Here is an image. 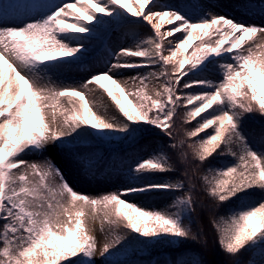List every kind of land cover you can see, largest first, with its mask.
<instances>
[{
    "label": "snow or ice",
    "instance_id": "1",
    "mask_svg": "<svg viewBox=\"0 0 264 264\" xmlns=\"http://www.w3.org/2000/svg\"><path fill=\"white\" fill-rule=\"evenodd\" d=\"M239 7L249 19L216 14L203 3L183 0L0 3V264H96L97 239L85 219L88 207L94 217L105 209L101 231L105 224L118 230L121 222L127 230L123 235L113 231L99 250L103 264H135L111 259L128 234H135L132 240L142 246L137 251L199 239L191 226L197 186L163 178L177 170L165 147L184 164L190 162V150L196 170L204 167L201 186L216 209L225 207L226 214L211 221L221 250L236 257L259 248L264 256V127L259 133L246 130L249 118L264 120V0ZM253 16H259L260 23ZM129 24H146L150 34L130 30L125 33L130 45L111 48L109 30ZM97 40L102 55L96 62L103 67L93 69L86 57L90 43ZM72 67L86 72V78L78 85L53 83L50 73ZM124 70L135 73L127 78L136 85L131 91L116 78ZM102 80L111 81L119 95ZM152 80L161 82L154 95L148 91ZM90 85L107 93L122 121L93 110L86 92ZM64 97L72 105L70 113L60 104ZM180 108L185 110L183 123H196L185 130L187 139L177 141L173 128ZM149 129L173 142L138 158L121 173L115 191L95 197L76 191L56 161L45 156L50 145L71 151L70 145H86L89 137L136 140ZM251 137L260 149H254ZM29 155L44 158L29 162L24 159ZM216 157L234 162L215 166ZM72 160L86 178H95L98 160L79 152L72 153ZM167 193L182 194L164 209L147 204Z\"/></svg>",
    "mask_w": 264,
    "mask_h": 264
},
{
    "label": "rangeland",
    "instance_id": "2",
    "mask_svg": "<svg viewBox=\"0 0 264 264\" xmlns=\"http://www.w3.org/2000/svg\"><path fill=\"white\" fill-rule=\"evenodd\" d=\"M64 2H74V0H64ZM196 2L203 3L209 11L216 14H228L230 16H235L237 19H249V16L244 15L239 6H243L246 3L257 4L262 2V0H197ZM0 3H3V0H0ZM252 19L256 23H260L261 18L259 16H253ZM12 21H10L11 23ZM171 27L170 25L165 24V28ZM108 36L110 37V47L113 49L119 48L121 46H128L131 42L125 38L122 33L117 30L116 26H112V29L109 30ZM198 43V42H197ZM102 55V46L100 41H92L89 45V55L86 57V62L93 69L103 67L102 64L97 63L98 57ZM137 59V58H130ZM54 84L57 85H78L83 79L86 78L87 73L84 71H78L75 67H72L71 70L68 68L57 69L49 74ZM135 75L131 70H124L121 73H118L116 78L121 82L122 85H125L126 90L131 91L136 86L132 83L131 80H128V77ZM127 81V83H125ZM101 83L106 84L109 88L113 90L114 93L119 95V90L112 85L111 81L102 80ZM138 84V81H137ZM161 82L157 80H152L149 83L148 91L150 94L155 93L157 89L160 88ZM87 99L89 104L93 107V110L96 111L99 115H104L108 119L115 117L117 120H123L122 115L119 113L117 106L107 95V93L99 88L97 85H90L89 89L86 90ZM127 99H133L132 97H127ZM72 103L76 106L77 109H80V104L78 99H74ZM60 104L64 108L68 109L70 113L72 111V105L68 103L66 97L60 99ZM59 106L57 111V124L62 123V117L59 115ZM81 114H83L82 110ZM67 114V113H66ZM48 119L51 122V111H48ZM55 126V125H53ZM97 138L93 137L92 141H89L86 145H81L79 143L73 144L72 147H69L71 151H58L54 150V146L50 145L48 151L45 153V156H50L57 165L62 169L65 174V178L73 186V188L82 193H86L90 196H98L103 192L115 191L116 187L122 182L121 173H113L104 175L103 171L106 166V163L112 158L111 153H109L105 158L103 163L95 168V178L89 179L86 178L78 164L72 160V153L79 152L81 154H86L90 156H96L98 149L100 148L97 143ZM134 146L137 147L138 152H141L145 155L150 153L153 148L157 147L153 140L143 142L142 139L134 141ZM44 157L39 155H29L25 156L24 159L29 162L32 161H42ZM31 179H38V177H30ZM50 184L56 182L49 181ZM172 193L161 194L153 196L150 200L147 201V204L154 207L164 209L167 205L171 204L173 199ZM59 199V197H57ZM67 198H65L66 202ZM79 207V205H78ZM170 211L172 209H169ZM87 216L86 223L88 228L93 236L97 239V256L96 264H103V258L99 256V250L103 247L104 243L108 242L112 237L111 233L113 231H118L119 234H125L126 229L123 227L121 222V227L116 230L113 229L111 225L105 224L104 231H101L100 220L103 218L105 209L102 207L97 211L96 216H93V210L91 207L86 208ZM132 234H128L127 240L121 245L117 246L113 251L118 250V254L113 256L111 259L126 261V262H135V264H145L139 262L138 259L129 257L131 250ZM143 252L140 251V255ZM155 261H169L168 258L156 259ZM147 264V263H146Z\"/></svg>",
    "mask_w": 264,
    "mask_h": 264
},
{
    "label": "trees",
    "instance_id": "3",
    "mask_svg": "<svg viewBox=\"0 0 264 264\" xmlns=\"http://www.w3.org/2000/svg\"><path fill=\"white\" fill-rule=\"evenodd\" d=\"M197 0H183L186 3H194ZM162 2L169 3H180L181 0H162ZM136 20L137 18H132ZM130 30H135L140 33L141 36H147L150 34V26L146 24H129L118 27V31L125 34ZM179 35V34H177ZM126 36V35H125ZM127 37V36H126ZM132 43L130 37H128ZM198 42V41H197ZM191 51V49L189 50ZM146 71V70H145ZM216 78V77H213ZM187 79V77L185 78ZM184 109L180 108L177 111V116L175 117V126L173 128L174 135L176 140L187 139L185 137V130H191L195 126V121L192 123H183L184 118ZM264 127V120L259 116L249 118L246 124V130L249 133H259L260 129ZM211 131V130H208ZM201 135H204L203 133ZM93 137H89L88 142L91 141ZM147 140L151 139L155 142L158 147L162 143L167 146V144L173 142L169 141L166 137H163L162 134L155 129H149L142 137H138L136 140ZM199 139V137L195 138ZM100 148L98 149V154L94 157L89 156L93 159L98 160L96 166H99L106 155L109 153L112 154L110 162L107 163L105 168V173L111 172H123L131 164H134L135 161L141 156H145L137 151V147L132 146V143L135 140H114L111 142L102 141L96 139ZM193 140H187V143H192ZM254 149H260L261 145L256 141L254 137L250 138ZM70 145L69 147H71ZM166 151H169V155L172 156L173 161L176 163V171L173 173L165 174L163 178L166 179H184L186 184L188 182L195 183L197 190L194 193L195 198V207L196 210L191 216V226L193 233L198 234L199 239L197 240H187L181 245L169 247L167 245L159 246L155 249H145L140 255V251L136 249L142 247L137 245L135 241L131 242V250L129 257L138 259L139 262L147 263L149 260L155 261L156 259L168 258L169 261L181 259V260H191L199 259L203 264H234L236 260H240L242 264H248L249 260L255 261V264H264V256L261 255L260 249L256 248L251 251H245L239 256L233 257L227 255L223 250H221L217 242V232L213 227L212 220L214 217L225 215V207L221 206L219 209H216L214 202L210 197L207 196L203 187L201 186L200 176L204 172V167L196 170V162L192 160L191 153L189 150V163L184 164L180 163L177 160L176 152H172L165 147ZM179 151V150H177ZM231 157H216L212 160L213 165L220 166L227 163H233ZM94 167V169H95ZM93 169V171H94ZM187 172V176L185 175ZM173 196L181 195L182 193H172ZM259 196V193H257ZM189 221L186 219L185 224H188ZM135 234H132V236Z\"/></svg>",
    "mask_w": 264,
    "mask_h": 264
}]
</instances>
